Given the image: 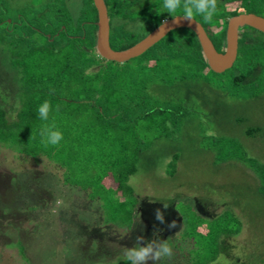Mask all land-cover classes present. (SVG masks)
I'll list each match as a JSON object with an SVG mask.
<instances>
[{
    "label": "trees",
    "instance_id": "16d2710c",
    "mask_svg": "<svg viewBox=\"0 0 264 264\" xmlns=\"http://www.w3.org/2000/svg\"><path fill=\"white\" fill-rule=\"evenodd\" d=\"M20 1L0 0V65L7 73L4 85L19 105L16 118L10 120L0 104V148L35 161L45 158L56 166L65 185L100 202L102 226L132 229L139 199L131 178L151 147L180 135L189 124L197 127L201 148L214 152L217 160L249 165L260 181L258 193L264 196V165L250 157L239 138L210 134L216 129L207 90L259 91L257 85L264 80L263 33L241 28L236 61L221 74L210 69L197 36L187 28L171 31L139 57L119 63L104 59L97 50L93 0ZM104 2L114 51L134 47L163 21L182 15V9L167 13L163 0ZM243 14L264 18V0H217L212 22L199 15L195 19L222 54L230 19ZM45 100L51 105L47 122L37 114ZM45 123H55L62 133L58 145L42 142ZM245 134L264 135V128L248 127ZM178 159V154L173 156L167 175H175ZM110 180L116 189L108 185ZM194 210L188 208L181 216L182 239L190 247L183 262L244 264L231 261L229 242L242 233V220L232 210L210 220ZM85 227L91 228L89 223ZM12 247L25 257L20 241ZM221 256L230 262H220ZM112 264L130 262L120 257Z\"/></svg>",
    "mask_w": 264,
    "mask_h": 264
},
{
    "label": "rangeland",
    "instance_id": "374dc122",
    "mask_svg": "<svg viewBox=\"0 0 264 264\" xmlns=\"http://www.w3.org/2000/svg\"><path fill=\"white\" fill-rule=\"evenodd\" d=\"M6 81L1 64L0 104L11 120L19 105ZM257 86L259 91L250 88L243 94L229 91L233 96L207 88L211 125L216 129L210 134L239 138L250 157L264 165V135L245 134L248 127L264 128V80ZM241 117L245 122L237 123ZM197 131L194 125H185L180 135L157 143L141 161L130 180L139 199L130 230L102 226L100 202L78 187L65 185L62 171L45 158L35 161L1 147L0 264H112L124 258L123 247H133L137 236L151 240L155 231L168 239L173 250L158 264H187L182 257L190 247L182 239V217L188 208L208 220L232 210L242 220L243 230L229 240L230 260L264 264V196L258 193V176L245 163H222L214 152L204 151ZM176 154L175 175L169 176L166 167ZM107 183L115 185L112 180ZM157 209L164 214L163 224L155 219ZM172 222L176 227H169ZM18 241L25 257L12 247ZM219 261L230 262L222 256Z\"/></svg>",
    "mask_w": 264,
    "mask_h": 264
},
{
    "label": "water",
    "instance_id": "95a60500",
    "mask_svg": "<svg viewBox=\"0 0 264 264\" xmlns=\"http://www.w3.org/2000/svg\"><path fill=\"white\" fill-rule=\"evenodd\" d=\"M98 12L97 50L104 59L123 63L139 57L153 45L162 40L168 33L176 29L187 28L197 36L203 54L210 69L221 74L234 65L238 54L239 31L243 27L253 28L264 34V18L254 14H243L230 19L227 25L225 52L218 53L202 25L182 18L170 19L163 27L159 26L148 37L134 47L125 51H114L110 46V20L104 0H93Z\"/></svg>",
    "mask_w": 264,
    "mask_h": 264
},
{
    "label": "clouds",
    "instance_id": "9594fccd",
    "mask_svg": "<svg viewBox=\"0 0 264 264\" xmlns=\"http://www.w3.org/2000/svg\"><path fill=\"white\" fill-rule=\"evenodd\" d=\"M163 8L170 15L175 14L178 9H182V15L175 19L182 18L187 21L195 20L197 15L202 16L205 22H212L217 12V0H163ZM168 23L163 21L161 27ZM58 110V106H57ZM51 111L50 103L45 100L37 109L40 120L47 122ZM42 142L45 145H58L63 139L62 133L56 128L55 123H45L40 130ZM167 207V204L164 205ZM155 219L161 224L165 223V217L160 209L156 210ZM176 227L175 222L169 225ZM154 238L148 240L145 236H137L133 247H123V255L130 264H158L165 257H171L173 250L167 240L159 237V232L153 233Z\"/></svg>",
    "mask_w": 264,
    "mask_h": 264
},
{
    "label": "flooded vegetation",
    "instance_id": "af4514ba",
    "mask_svg": "<svg viewBox=\"0 0 264 264\" xmlns=\"http://www.w3.org/2000/svg\"><path fill=\"white\" fill-rule=\"evenodd\" d=\"M25 0H21L20 2H23ZM37 0H31V3L33 4L34 2H36ZM8 22H10V20H8Z\"/></svg>",
    "mask_w": 264,
    "mask_h": 264
}]
</instances>
